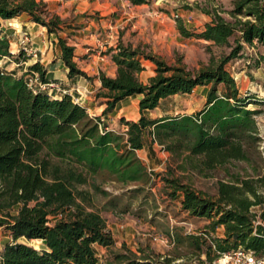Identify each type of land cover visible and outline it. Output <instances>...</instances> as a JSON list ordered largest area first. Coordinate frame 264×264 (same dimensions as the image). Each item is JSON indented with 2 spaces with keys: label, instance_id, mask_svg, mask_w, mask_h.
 Returning <instances> with one entry per match:
<instances>
[{
  "label": "trees",
  "instance_id": "trees-1",
  "mask_svg": "<svg viewBox=\"0 0 264 264\" xmlns=\"http://www.w3.org/2000/svg\"><path fill=\"white\" fill-rule=\"evenodd\" d=\"M207 12L211 20L198 33L187 30L177 19L181 35L206 42L208 61L198 69L188 68L181 60L169 64L140 45L121 40L107 48L116 72L113 77L99 72L101 87L96 97L104 99L102 115L119 100L140 95V117L136 121L119 118L120 131L106 128L100 116H91L70 95L52 98L31 88L24 75L0 68V227H6L12 237L0 251V264H171L169 257L142 249L137 255L125 247L101 262L95 246L109 248L114 240L89 193L76 189L88 176L102 173L123 184L147 182L151 173L137 155L147 139L180 158L178 165L200 158L201 173L231 161L247 164L242 171L226 169L225 177L216 180L214 195L194 189L178 177L162 176L170 188L168 195L180 198L183 211L210 220L201 234H171L175 246L185 244L197 255L203 253L206 264L238 248L256 256L264 252V223L257 220V216L264 220V157L256 120L260 109L248 107L253 103L250 96L240 95L226 68L245 44L257 46L253 66L264 68V0H231V8L225 11L229 19L217 9ZM21 14L57 35L55 44L69 77L90 78L73 60L74 47L58 35L64 20L48 11L45 0H0V59L12 56L2 21ZM211 46L228 47L229 51L216 56ZM146 60L154 64V73L143 82L138 75ZM27 72L37 73L46 82L38 62ZM199 86L207 87L200 110L157 118L146 115L162 99L189 94ZM259 103L264 100L254 102ZM255 206H262L258 214L252 213ZM219 226L223 236H210ZM19 238L38 239L44 247L36 249L18 242Z\"/></svg>",
  "mask_w": 264,
  "mask_h": 264
},
{
  "label": "rangeland",
  "instance_id": "rangeland-1",
  "mask_svg": "<svg viewBox=\"0 0 264 264\" xmlns=\"http://www.w3.org/2000/svg\"><path fill=\"white\" fill-rule=\"evenodd\" d=\"M83 1L90 3L93 0ZM45 2L49 4H47L48 11L54 14H56L55 11L50 10L52 7H61L64 4V9L67 11L73 3L69 0H50L48 2L45 0ZM114 5L115 9L109 10L106 8L103 10V16H101L106 19L105 29L107 33L101 34L98 31L99 35H95L97 48L88 51L94 53L97 60L102 61L105 56L108 58L109 54L105 52L108 48L107 44L115 42L120 37L122 42L131 43L133 46L140 45L147 52L153 53L152 48L156 47L160 54H153L161 57L169 64L181 60L188 68L198 69L207 63L209 52L206 50V42L203 40L188 39L183 44L178 42L173 43L171 46L168 42H160L152 38L141 40L137 37L135 30L137 27V16L135 14L137 10L132 8L130 3L119 6L114 3ZM230 8L231 0H153L145 7L146 12H151L147 16L157 19L152 21V28L148 27L149 36L159 29L164 30L159 20L164 19L165 16L170 20L182 17L188 28L197 30L201 29L206 21L211 20V15L207 11L217 9L223 17L229 19L225 11ZM93 15L97 19H101L98 12H94ZM73 17L74 14L70 10L65 19L72 21ZM23 18L16 17L2 22V28L9 37L10 49L12 50L16 49L14 43L18 38H21L22 42L27 41L30 43L29 31H35V28H26L27 26L22 24ZM35 27L40 29L39 26ZM166 31L169 33V27L167 30L165 29ZM18 46L19 44L16 47ZM19 51L24 50L19 49ZM228 51V47L211 46V52L216 56L221 52L227 53ZM258 52L257 46L252 47L245 44L240 55L231 59L226 64V68L234 77L240 95L250 96V101L253 103L249 104L248 107L260 109V112L256 115V120L258 127H261L264 131V103L254 104L255 100H264V68L253 66V60ZM16 63L15 59L4 57L0 61V67L4 71L19 76L23 64ZM146 65L149 66L148 71L146 70L142 75H138L143 82L147 81L149 74L154 73L151 71V66L154 64L147 61ZM29 77L30 75H27L25 78ZM32 83L33 87L35 85V89L38 90L37 83L34 81ZM206 89L207 87H198L189 96H181L175 100H162L155 110L146 112V115L156 117L157 114H164L166 111L174 113V111L182 109H188L192 113L196 112L202 107ZM49 90L51 88L41 91ZM99 116L106 128L120 131L122 128L119 124L120 117L127 120L135 118L138 120L140 114L137 102L130 98L126 100L125 105L115 104L113 110ZM259 149L264 157V134ZM199 160L200 158L194 157L191 163L183 162L179 164L181 165L179 167L178 163L182 160L172 157L168 151L157 145L155 150H151V156L148 157V160L144 162L148 172L151 173L147 182L135 181L123 184L112 180V177L107 173H102L94 176L90 175L85 184L76 185L77 190L89 193L91 203L105 218L107 230L114 240L113 245L109 248L100 245L95 246L97 256L101 262L110 259L113 253L120 252L125 247L136 252L137 255L140 253L139 249H142L146 253L169 257L172 259L171 264H201V253L197 255L192 247L185 244L175 246L170 235L201 234L210 220L191 216L183 211L180 206V198L172 199L168 195L170 188L166 186L162 176L178 177L182 182L191 184L194 189L203 190L214 195L216 193V180L225 177L226 169L234 172L242 171L247 167V164L243 161H231L224 167H216L201 173V169L197 165ZM53 161L57 162L56 159H53ZM261 207H253L252 213L258 214ZM257 220L264 223V220H261L258 216ZM206 237L208 238L207 235ZM17 241L27 243L36 249L44 247L43 242L38 239L26 240L25 238H19ZM6 242H12V237L9 230L1 226L0 251H2ZM202 259H205L204 255H202ZM222 261H226L223 256Z\"/></svg>",
  "mask_w": 264,
  "mask_h": 264
},
{
  "label": "crops",
  "instance_id": "crops-1",
  "mask_svg": "<svg viewBox=\"0 0 264 264\" xmlns=\"http://www.w3.org/2000/svg\"><path fill=\"white\" fill-rule=\"evenodd\" d=\"M46 1L48 2L50 0H46ZM69 1L73 3L67 11L64 9V4L61 5V7H57V6L52 7L50 10L55 11V13L64 20L62 30L58 33V35L66 39L67 43L74 47L73 60L76 62L78 68L84 71L87 74V76H89L90 78H85L84 76L81 75H74L72 77H69L68 68L65 66L63 60L60 57V49L58 45L55 44L57 42V35L53 33H48L44 26L33 22L31 18L26 14H21L17 16V18L24 17L22 19V24L24 26H27L26 28L28 27L31 29L35 28V31H29L30 43H28L27 41L22 42L23 40L21 38H18V40L14 43L16 49L13 50L10 49L9 37L7 34H5V30L2 28L3 35H5L9 41V51L12 54V56L10 57L9 56H4V57L15 59V61L17 62L16 64H21V65L23 64L20 71V75H24L25 77L29 75L27 72L29 67L34 63L38 62L44 69V78L46 79V81L54 83V88L52 90L44 91V92H46L52 98H61L65 94L70 95L75 102L85 106L87 108L88 113L91 116H99L100 114H102V111L105 107L104 99L96 97V93L97 91H99L101 87L99 72L102 71L107 76L110 77L115 76V72H116V66L110 59V55L108 58H106L105 56L104 60L99 61L97 60V57L94 53L88 52L89 50H95L97 48L96 45L97 40L95 38V35L97 34L99 35L98 31L101 34L107 33L105 29L106 19L101 17L103 16L102 14L104 9L106 8H108L109 10L115 9L116 7L114 3H116L118 6L130 3L132 8L137 10V12L135 13L137 16V20H136L137 27L135 29L137 32L136 33L137 37L141 40H148L152 38L154 40H159L160 42L165 41L169 43V46L173 45V43H178V42H181L183 44L187 42L188 39L201 41V39L195 38L193 36L186 37L181 35L179 29L177 28V19L181 20L183 26L187 30L195 33L201 32L204 28L205 23L209 22L206 21L201 29L194 30L188 28L185 25L182 17H177V19L175 20L172 19L170 20L165 16L164 19L159 20V23L163 25L164 30L159 29L157 30V32L149 36L148 27L152 28L151 26L153 24L152 21L157 19L155 17H148L147 14H150L151 12H146L145 7H147L149 3H151L153 0H147V2L142 4H132L129 0H93L90 3L83 0H69ZM156 1H161V0H156ZM70 10H72L74 14L73 17L74 19L72 21L65 19L66 16H68V12ZM94 12H98V15L101 17V19H97V17L93 15ZM164 20H169V21H164ZM35 26H39L40 29H38V27ZM168 27H169V33L166 31L167 32L166 34L165 29L167 30ZM53 35L54 37H52ZM118 40H121V38L119 37L113 43L110 42L109 44H107V47L116 45ZM18 44L19 46L16 47ZM19 49L24 50L25 53L24 51H19L23 53L21 55H18ZM152 52L160 54V52L157 51L156 47L152 48ZM147 61L148 60L144 61L143 64L145 69H143L139 73V76L142 75V73L149 68V66L146 65ZM153 69H154V65L151 66V71H153ZM151 75L149 74L148 77ZM191 94L192 92L189 94H173L162 100H175L178 97L186 96V95L189 96ZM130 98H133L138 105V101L140 98V95L138 94L125 97L119 100L116 104L121 103V106H123L125 105L126 100ZM162 100L160 101V103L162 102ZM205 101H206V97H204L203 99L202 107L204 106ZM191 113L192 112L189 111L188 109H182V110L174 111V113H168V111H166L164 114H157L156 117H150V118H157L161 116H174L178 114H191ZM133 120L136 121V118ZM258 130L261 138H263L264 131L262 130L261 127H258ZM157 145H158L157 143H151L150 139H147L145 141L143 148L137 150V155L139 156V158L142 160L143 163L148 160V157L151 156V150L152 151L155 150V146ZM210 236L222 237L223 227L222 226L217 227L214 231V234L210 232ZM202 255L204 254L201 253V264H206L205 259H202Z\"/></svg>",
  "mask_w": 264,
  "mask_h": 264
},
{
  "label": "built area",
  "instance_id": "built-area-1",
  "mask_svg": "<svg viewBox=\"0 0 264 264\" xmlns=\"http://www.w3.org/2000/svg\"><path fill=\"white\" fill-rule=\"evenodd\" d=\"M26 80L28 85L34 90L36 89L35 85L33 87V81L37 83L38 90H45L48 88H51L52 90L54 88V83L41 81L37 73L30 75V77ZM165 240L167 241V238ZM222 256L226 259V261L223 262L222 257H220L215 260L213 264H264V252L260 256H256L252 251L238 248L229 253H225Z\"/></svg>",
  "mask_w": 264,
  "mask_h": 264
}]
</instances>
